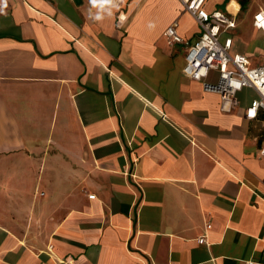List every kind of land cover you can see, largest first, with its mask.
<instances>
[{
	"label": "crops",
	"instance_id": "1",
	"mask_svg": "<svg viewBox=\"0 0 264 264\" xmlns=\"http://www.w3.org/2000/svg\"><path fill=\"white\" fill-rule=\"evenodd\" d=\"M204 7L263 62L264 0ZM174 20L197 38L180 0H0V264H264L257 93L222 111L182 72Z\"/></svg>",
	"mask_w": 264,
	"mask_h": 264
},
{
	"label": "built area",
	"instance_id": "2",
	"mask_svg": "<svg viewBox=\"0 0 264 264\" xmlns=\"http://www.w3.org/2000/svg\"><path fill=\"white\" fill-rule=\"evenodd\" d=\"M120 3L122 0H116ZM182 6L197 22L200 31L196 39L188 41L177 30V22L169 23L163 35L169 43H183L182 72L201 82L205 91L215 92L219 95V108L230 111L237 105V92L244 87L253 88L257 97L245 108V116L254 118L259 110L263 114L264 126V59L261 64L251 65L249 58L243 53H230L231 36H221L222 28L232 26L233 18L225 11L214 9L208 11L204 7L205 0H180ZM253 24L264 30V10L258 9L252 16ZM127 19V14L119 10L116 15L117 27H122ZM130 145L131 141H126ZM264 157V143L260 148ZM87 196L92 198L93 193ZM210 224H206V228ZM198 242H203L201 235ZM264 254V244L261 248ZM245 264H253V260H246Z\"/></svg>",
	"mask_w": 264,
	"mask_h": 264
}]
</instances>
